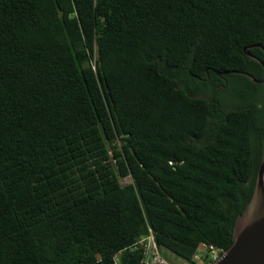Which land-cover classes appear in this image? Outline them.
I'll list each match as a JSON object with an SVG mask.
<instances>
[{
	"label": "trees",
	"instance_id": "trees-1",
	"mask_svg": "<svg viewBox=\"0 0 264 264\" xmlns=\"http://www.w3.org/2000/svg\"><path fill=\"white\" fill-rule=\"evenodd\" d=\"M255 44L264 0H0V264H111L148 228L174 264L226 250L262 156Z\"/></svg>",
	"mask_w": 264,
	"mask_h": 264
},
{
	"label": "water",
	"instance_id": "water-1",
	"mask_svg": "<svg viewBox=\"0 0 264 264\" xmlns=\"http://www.w3.org/2000/svg\"><path fill=\"white\" fill-rule=\"evenodd\" d=\"M252 46H258L264 51L261 44ZM249 47L251 46H244L243 51L262 65L263 76L255 79L246 72L239 73L255 82H263L264 63L250 54ZM214 264H264V139L253 193L243 212L235 219L231 245L221 253Z\"/></svg>",
	"mask_w": 264,
	"mask_h": 264
},
{
	"label": "built area",
	"instance_id": "built-area-1",
	"mask_svg": "<svg viewBox=\"0 0 264 264\" xmlns=\"http://www.w3.org/2000/svg\"><path fill=\"white\" fill-rule=\"evenodd\" d=\"M92 66L94 68V65ZM126 251L136 253L139 257V264H174L161 254L151 228H148L146 234L117 251L112 256L111 264H122L121 257ZM222 252V249L202 242L194 249L191 261L184 260L180 264H214Z\"/></svg>",
	"mask_w": 264,
	"mask_h": 264
},
{
	"label": "flooded vegetation",
	"instance_id": "flooded-vegetation-1",
	"mask_svg": "<svg viewBox=\"0 0 264 264\" xmlns=\"http://www.w3.org/2000/svg\"><path fill=\"white\" fill-rule=\"evenodd\" d=\"M220 78H221V79H219L220 81L216 85V90H217V92H219V90H222L225 94L220 93V96L222 98L227 97V101L229 103H232V98L234 97V92H235L234 87H233L234 85L231 84L229 81H227L224 77H220ZM262 84L264 85V81L262 82ZM228 88H230V90ZM218 103H219V100H218L217 104Z\"/></svg>",
	"mask_w": 264,
	"mask_h": 264
},
{
	"label": "rangeland",
	"instance_id": "rangeland-1",
	"mask_svg": "<svg viewBox=\"0 0 264 264\" xmlns=\"http://www.w3.org/2000/svg\"><path fill=\"white\" fill-rule=\"evenodd\" d=\"M123 182H127V180H124ZM170 257L175 259V257L172 254H170Z\"/></svg>",
	"mask_w": 264,
	"mask_h": 264
}]
</instances>
